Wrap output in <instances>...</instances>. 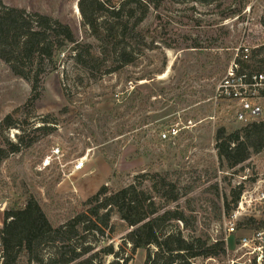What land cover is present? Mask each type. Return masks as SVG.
<instances>
[{
    "label": "rangeland",
    "instance_id": "rangeland-1",
    "mask_svg": "<svg viewBox=\"0 0 264 264\" xmlns=\"http://www.w3.org/2000/svg\"><path fill=\"white\" fill-rule=\"evenodd\" d=\"M1 1L52 14L68 23L81 42L97 46L82 24L79 0ZM121 1L111 0L113 4ZM254 1L163 0L162 6L151 9L140 24L141 42L131 43L138 53L133 65L111 73L107 72L108 64L89 74L65 51L59 69L44 76L36 92L39 97L31 107L26 106L33 95L31 81L15 75L0 59V143L3 138L16 142L21 133L17 128L1 130L8 114L28 129L44 125L43 121L55 126L51 134L37 133L39 138L32 148L0 164V194L8 196L13 207L15 202L26 203L23 190L36 192L50 219L64 223L73 208L79 210L80 204L103 185L113 191L141 182L148 188L155 174L177 181L182 191L187 185L197 184L196 190L178 203L197 217L198 234L224 237L227 253L220 259L193 261L227 264L243 237L263 231L246 226L237 227L232 234L226 231L229 215L218 209L224 205L223 194L244 181L247 200L264 192V150L254 154L242 172L221 169L215 148L216 130L221 126L233 130L243 124L233 119L228 105L215 109L212 100L242 31H264L256 5L249 15L243 13ZM176 124L180 128L178 137L161 140L160 131ZM56 144L65 152L67 163L85 157V167L72 175L68 174L71 163L64 168L65 174L57 169L38 171L37 164ZM215 184L221 199L215 194ZM243 213L240 220L246 215L264 220V205L254 202ZM3 217L0 213L1 223ZM172 225L169 229L179 225L188 238L193 234L177 221ZM126 235L120 232L109 236L107 231L103 238L91 232L84 245H90V254L97 253L98 260L105 264L117 259L101 252L110 244L119 252V258L131 257L129 264H145L147 250L133 253ZM50 250L46 247L45 254Z\"/></svg>",
    "mask_w": 264,
    "mask_h": 264
},
{
    "label": "trees",
    "instance_id": "trees-1",
    "mask_svg": "<svg viewBox=\"0 0 264 264\" xmlns=\"http://www.w3.org/2000/svg\"><path fill=\"white\" fill-rule=\"evenodd\" d=\"M162 3L163 0H122L119 4L111 0H79L82 24L97 41L95 46L81 42L68 23L52 14L5 5L0 0V59L15 75L31 81L33 95L26 103L31 107L39 97L36 92L44 76L59 69L65 51L89 74L108 64L107 72L111 73L133 65L137 52L131 43L141 42L140 24L151 9L158 10ZM43 122L44 125L28 129L13 114L5 116L1 130L17 128L21 133L16 142L2 139L0 164L11 155L32 148L39 138L37 133L51 134L55 126ZM214 139L220 168L242 172L244 164L264 150V120L233 130L221 126ZM215 167L213 163L214 170ZM151 181L148 188L142 187L141 182H133L113 191L103 185L80 204L79 210L73 208L64 223L50 219L36 192L23 190L21 195L26 203L15 202L3 217V264H105L104 260H98L97 253L90 254L92 247L84 243L89 233L105 238L107 231L109 236L127 232L125 239L131 243L133 253L147 250L145 264H196L194 259H220L226 255L224 237L211 238L207 232L198 234L197 217L178 203L196 190L197 184L187 185L182 191L177 181L161 174H155ZM245 191L244 181L229 194L225 192L219 212L225 211L230 216ZM215 194L221 199L217 184ZM174 221L191 229L192 236H184L179 225L169 229ZM243 226L264 231V220L246 215L237 222L238 228ZM46 247L51 249L48 254L44 252ZM101 252L116 256L108 264H129L131 259L119 258L112 244Z\"/></svg>",
    "mask_w": 264,
    "mask_h": 264
},
{
    "label": "built area",
    "instance_id": "built-area-1",
    "mask_svg": "<svg viewBox=\"0 0 264 264\" xmlns=\"http://www.w3.org/2000/svg\"><path fill=\"white\" fill-rule=\"evenodd\" d=\"M256 5L258 17L264 24V0H255L253 4L247 5L243 11L250 14ZM236 16L235 19L239 18ZM214 108L219 105L230 107L233 119L241 124L264 120V31H242V35L233 49L224 75L218 81L213 96ZM180 128L178 124L170 125L160 131L161 140L178 137ZM66 154L60 145L50 147L41 158L36 169L61 170L66 173L65 167L71 163L68 174L82 170L86 165V158H77L66 162ZM236 209L226 221V231L232 234L236 231L237 222L243 216V212L252 204L264 205V192H260L255 199H246L242 195ZM11 201L8 196L0 194V213L4 216L10 210ZM247 207V208H246ZM4 220L0 222V264L5 259V251L1 240V229ZM233 256L227 264H264V231H256L252 237H243L232 250Z\"/></svg>",
    "mask_w": 264,
    "mask_h": 264
},
{
    "label": "water",
    "instance_id": "water-1",
    "mask_svg": "<svg viewBox=\"0 0 264 264\" xmlns=\"http://www.w3.org/2000/svg\"><path fill=\"white\" fill-rule=\"evenodd\" d=\"M77 8H78V5H77ZM78 10H79V8H78Z\"/></svg>",
    "mask_w": 264,
    "mask_h": 264
},
{
    "label": "bare ground",
    "instance_id": "bare-ground-1",
    "mask_svg": "<svg viewBox=\"0 0 264 264\" xmlns=\"http://www.w3.org/2000/svg\"><path fill=\"white\" fill-rule=\"evenodd\" d=\"M77 10V9H76Z\"/></svg>",
    "mask_w": 264,
    "mask_h": 264
}]
</instances>
